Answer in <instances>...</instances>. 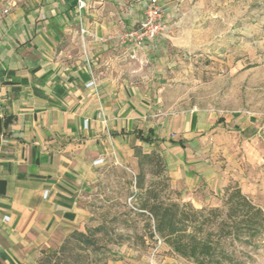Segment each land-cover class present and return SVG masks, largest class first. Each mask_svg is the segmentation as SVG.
<instances>
[{
  "label": "crops",
  "instance_id": "0c3cea01",
  "mask_svg": "<svg viewBox=\"0 0 264 264\" xmlns=\"http://www.w3.org/2000/svg\"><path fill=\"white\" fill-rule=\"evenodd\" d=\"M85 2L79 10L77 0H0V264H41L61 237L83 231L82 192L111 154L145 145L139 131L156 140L168 165L167 146L186 148L206 124L201 113L178 116L173 132L185 146L171 144L176 136L151 121L144 87L121 78L130 55L115 49V38L121 23L141 22L140 8ZM235 57L226 55L225 73H240L249 90L247 77L264 72V53L241 47Z\"/></svg>",
  "mask_w": 264,
  "mask_h": 264
},
{
  "label": "rangeland",
  "instance_id": "374dc122",
  "mask_svg": "<svg viewBox=\"0 0 264 264\" xmlns=\"http://www.w3.org/2000/svg\"><path fill=\"white\" fill-rule=\"evenodd\" d=\"M123 2L138 6L136 14L143 19L149 0ZM159 3L167 9L162 19L165 33L138 50L119 38L139 22L121 23L115 49L130 55L120 62L121 78L144 87L152 98L154 124L170 130L176 139L178 116L201 113L206 120L203 131L190 135L186 148L168 145L164 150L168 157L164 176L169 177L173 192L169 198L196 208H217L229 190L240 188L264 209V116L240 120L248 112H264V72L247 77L249 90L242 88L245 82L240 73H225L226 55L237 59L241 47L264 53V0ZM126 147L133 150L132 155L111 154L82 192L87 212L84 230L61 237L41 264H193L150 237V217L136 210L140 203L136 146L132 142ZM139 147L163 152L158 144ZM144 172L145 186L158 180L150 167ZM166 194L162 193L165 200ZM221 249L229 257L224 264H264L261 239L252 243L230 239Z\"/></svg>",
  "mask_w": 264,
  "mask_h": 264
},
{
  "label": "trees",
  "instance_id": "16d2710c",
  "mask_svg": "<svg viewBox=\"0 0 264 264\" xmlns=\"http://www.w3.org/2000/svg\"><path fill=\"white\" fill-rule=\"evenodd\" d=\"M137 139L148 147L156 144L150 135L144 136L140 131ZM170 142L185 146L181 138ZM134 155L139 167L136 196L140 203L136 210L150 217V237L159 239L174 255L193 264H224L229 258L221 249L224 241L252 243L261 239L264 243V209L240 188L229 190L217 208H196L189 202L173 201L169 198L173 193L169 177L164 176L168 167L163 155L154 149L145 152L139 146L134 148ZM146 166L158 177L149 186H145ZM163 192L167 193L166 200Z\"/></svg>",
  "mask_w": 264,
  "mask_h": 264
},
{
  "label": "built area",
  "instance_id": "2783aa9c",
  "mask_svg": "<svg viewBox=\"0 0 264 264\" xmlns=\"http://www.w3.org/2000/svg\"><path fill=\"white\" fill-rule=\"evenodd\" d=\"M78 9L82 10L86 7L85 0H77ZM159 0H149L146 4V11L143 19L136 28L130 29L120 36L122 44L130 46L132 48L141 50L146 48L159 36L165 33L166 27L162 26V19L166 12ZM8 11H5L7 13ZM82 34H86L84 29L81 30ZM95 86L94 80H91L87 84V88ZM103 164V160H96L94 165Z\"/></svg>",
  "mask_w": 264,
  "mask_h": 264
}]
</instances>
